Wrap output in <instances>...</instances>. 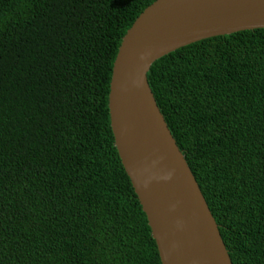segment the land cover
I'll return each instance as SVG.
<instances>
[{"label": "trees", "instance_id": "16d2710c", "mask_svg": "<svg viewBox=\"0 0 264 264\" xmlns=\"http://www.w3.org/2000/svg\"><path fill=\"white\" fill-rule=\"evenodd\" d=\"M156 0H0V264H160L110 128L121 40ZM232 264H264V29L146 75Z\"/></svg>", "mask_w": 264, "mask_h": 264}, {"label": "water", "instance_id": "95a60500", "mask_svg": "<svg viewBox=\"0 0 264 264\" xmlns=\"http://www.w3.org/2000/svg\"><path fill=\"white\" fill-rule=\"evenodd\" d=\"M258 29H264V0H156L121 40L110 74V128L160 264L232 262L146 75L180 48Z\"/></svg>", "mask_w": 264, "mask_h": 264}]
</instances>
